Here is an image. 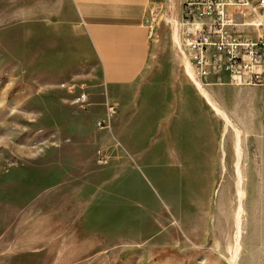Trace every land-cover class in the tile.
<instances>
[{"label":"rangeland","instance_id":"rangeland-1","mask_svg":"<svg viewBox=\"0 0 264 264\" xmlns=\"http://www.w3.org/2000/svg\"><path fill=\"white\" fill-rule=\"evenodd\" d=\"M15 1L0 0V264H264V86L215 87L216 99L205 98L216 108L207 106L206 125L231 159L220 180L225 219L214 228L225 243L214 256L186 243L194 225L183 170L155 158L152 109L145 141L125 139V116L133 134L139 126L138 90L125 113V95L103 84L68 19L58 28L40 0L17 19L24 3ZM149 19L152 75L173 74L183 66L175 32L162 10ZM81 91L86 112L72 104ZM107 102L116 113L99 129Z\"/></svg>","mask_w":264,"mask_h":264},{"label":"crops","instance_id":"crops-1","mask_svg":"<svg viewBox=\"0 0 264 264\" xmlns=\"http://www.w3.org/2000/svg\"><path fill=\"white\" fill-rule=\"evenodd\" d=\"M183 1L40 0L43 12L52 10L50 13L57 15L62 23L58 28L64 27L68 19L74 33L87 43L101 66L103 84L125 95V113L136 101L130 103L138 90L139 126L133 134L125 116L126 140H132L133 144L145 141L148 110H153L155 158L171 169L183 170L182 188L184 193L186 191V205L194 225L193 239L186 243L208 246L206 253L215 256L217 246L225 243L214 228L225 219L220 180L226 177L227 163L231 159L226 155V146L219 143L217 134L206 125L209 121L207 101L185 75L181 64L174 67L173 74L152 75L151 71L157 45L149 43V17L160 9L167 20H178ZM15 2L24 3L17 10V19L27 18L33 12L29 6L33 0ZM51 4V7L46 6ZM201 86L210 101L217 97L215 87L230 84L223 78L220 84L208 78ZM205 88H212L213 93ZM121 128L124 131L123 122ZM192 134L198 135L197 144L188 142L187 136L192 137ZM139 157L142 158L141 153Z\"/></svg>","mask_w":264,"mask_h":264},{"label":"built area","instance_id":"built-area-1","mask_svg":"<svg viewBox=\"0 0 264 264\" xmlns=\"http://www.w3.org/2000/svg\"><path fill=\"white\" fill-rule=\"evenodd\" d=\"M178 20H167L176 35V49L185 75L203 85L208 78L230 85L264 86V0H184ZM73 96L74 85H61ZM72 104L86 112L89 99L84 92ZM105 119L96 127L108 129L116 106L104 104ZM97 165L108 158L97 151Z\"/></svg>","mask_w":264,"mask_h":264},{"label":"bare ground","instance_id":"bare-ground-1","mask_svg":"<svg viewBox=\"0 0 264 264\" xmlns=\"http://www.w3.org/2000/svg\"><path fill=\"white\" fill-rule=\"evenodd\" d=\"M182 64H183V63H182ZM193 85H194V84H193ZM195 88H196L198 91H200V92L202 93V95H203L204 98H207V96H206L205 93L203 92V88H202L201 85H199V84L197 83ZM207 103H208V102H207ZM208 105H209L211 108H213L214 110L216 109V108H214V106L212 105L211 102H209ZM216 113H217V112H216ZM237 234H238V233H237Z\"/></svg>","mask_w":264,"mask_h":264}]
</instances>
